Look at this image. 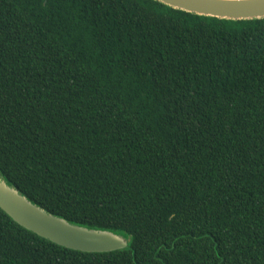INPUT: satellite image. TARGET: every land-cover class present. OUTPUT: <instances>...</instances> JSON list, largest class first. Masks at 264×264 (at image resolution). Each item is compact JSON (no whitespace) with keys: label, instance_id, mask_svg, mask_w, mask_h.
I'll use <instances>...</instances> for the list:
<instances>
[{"label":"trees","instance_id":"1","mask_svg":"<svg viewBox=\"0 0 264 264\" xmlns=\"http://www.w3.org/2000/svg\"><path fill=\"white\" fill-rule=\"evenodd\" d=\"M0 174L125 249L0 209V264H264V18L155 0H0Z\"/></svg>","mask_w":264,"mask_h":264},{"label":"water","instance_id":"2","mask_svg":"<svg viewBox=\"0 0 264 264\" xmlns=\"http://www.w3.org/2000/svg\"><path fill=\"white\" fill-rule=\"evenodd\" d=\"M185 12L229 20L264 18V0H155ZM0 209L24 229L60 247L86 253L125 249L124 237L72 224L30 202L0 174Z\"/></svg>","mask_w":264,"mask_h":264}]
</instances>
